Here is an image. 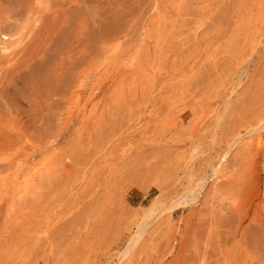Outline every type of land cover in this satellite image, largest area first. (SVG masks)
I'll return each instance as SVG.
<instances>
[{
  "label": "rangeland",
  "instance_id": "obj_1",
  "mask_svg": "<svg viewBox=\"0 0 264 264\" xmlns=\"http://www.w3.org/2000/svg\"><path fill=\"white\" fill-rule=\"evenodd\" d=\"M19 33L0 264H116L153 204L129 264H264V0H0Z\"/></svg>",
  "mask_w": 264,
  "mask_h": 264
},
{
  "label": "bare ground",
  "instance_id": "obj_2",
  "mask_svg": "<svg viewBox=\"0 0 264 264\" xmlns=\"http://www.w3.org/2000/svg\"><path fill=\"white\" fill-rule=\"evenodd\" d=\"M2 36H3V38H2V42H1V46H0V50H1V52L3 53V54H5V56H7L8 58H10V57H12L13 55H15V53H16V50H17V48L21 45V43L23 42V35L22 34H18V35H15V36H10V35H8V34H2ZM113 48V47H112ZM246 76V75H245ZM229 103V102H228ZM231 104V103H230ZM229 107V106H228ZM224 110H226V109H224ZM220 118V117H219ZM217 120H218V118H217ZM219 121V120H218ZM218 125V124H217ZM259 126V125H258ZM206 127V126H205ZM253 127V126H252ZM204 129V128H203ZM256 130H250L249 131V135H250V137L253 139H255L256 140V142H257V146H258V144H259V142H260V140L262 139V135H261V133H259L260 132V128H255ZM247 134H248V132H247ZM247 136V135H246ZM242 140V139H241ZM239 141H240V139H239ZM238 141V142H239ZM240 143V142H239ZM130 144V143H129ZM128 146V145H127ZM198 147V146H197ZM246 147V146H245ZM130 149H132V147L130 148ZM193 149V148H192ZM254 149V148H253ZM126 149H124L123 148V152L125 151ZM128 152H130V151H128ZM193 153V152H192ZM111 154V153H110ZM126 154H127V152H126ZM197 157V156H196ZM119 158V157H118ZM118 160V159H117ZM227 161H228V157H227V155H224V157H223V160L218 164V165H216L215 167L216 168H214V173H213V177H215V180H218L219 181V179H222V172H226L224 169V167H225V165H227L226 163H227ZM116 164V163H115ZM116 167V166H115ZM227 167V166H226ZM230 167V166H229ZM86 170H89V168L87 167V169ZM112 170V169H111ZM87 172V171H86ZM225 174V173H224ZM226 176H227V174H226ZM214 180V181H215ZM217 181V182H218ZM33 183V182H32ZM22 184V183H21ZM28 185H29V183H28ZM33 185V184H32ZM35 189H36V187L35 186H33ZM29 188V187H28ZM34 189V190H35ZM38 189V188H37ZM24 189L22 188V191H23ZM74 190H75V188L74 189H72L71 191H70V194H72L73 192H74ZM28 191V190H27ZM65 199H66V197H65ZM196 201V200H195ZM155 202V201H154ZM161 202V201H160ZM60 203V202H59ZM181 203H183V202H176V203H173V205H172V207H170V208H168L167 206H164V205H162V207L163 208H165L166 210H164L165 212L167 211L168 213H169V216H171V214L175 211L174 209H177V207L179 206V205H181ZM159 205H152L150 208H148L147 210H146V212H145V217H144V220H143V222L141 223V225H139V227H138V230H137V232L135 233V235L133 236V238L131 239V242L129 243V245H128V247H127V249L125 250V252L123 253V254H121L120 256H119V258H118V261H117V263L116 264H129V263H131V261H132V258H133V256H134V253L136 252L135 250L137 249V246L139 245V241L141 240V238H142V236H143V233H144V230H143V225L148 221L147 220V218L149 217V219H151L157 212H158V210H159V208L160 207H158ZM56 207V206H55ZM58 207V206H57ZM180 207V206H179ZM167 212H166V214H167ZM176 212V211H175ZM61 213L59 212H56V211H54L53 213H52V216H51V218L49 217V220L43 225V226H41L40 228H39V230H38V232H37V235H36V237H35V245H41L42 244V242H43V239H44V236H45V233L47 232V230L48 229H50L51 228V226L52 225H54L55 224V222H57V220L61 217V215H60ZM175 216V215H174ZM171 218H172V216H171ZM170 218V219H171ZM62 219V218H61ZM159 219V218H158ZM169 219V220H170ZM150 221V220H149ZM159 222V221H158ZM171 223V222H170ZM149 224V223H148ZM157 224V223H156ZM162 223H160V225H161ZM150 225V224H149ZM156 226V225H155ZM159 226V225H158ZM154 229V228H153ZM156 229V228H155ZM153 232V231H152ZM144 237V236H143Z\"/></svg>",
  "mask_w": 264,
  "mask_h": 264
}]
</instances>
